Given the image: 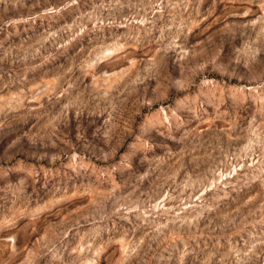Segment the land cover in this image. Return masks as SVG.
Segmentation results:
<instances>
[{
	"label": "rangeland",
	"instance_id": "obj_1",
	"mask_svg": "<svg viewBox=\"0 0 264 264\" xmlns=\"http://www.w3.org/2000/svg\"><path fill=\"white\" fill-rule=\"evenodd\" d=\"M0 264H264V0H0Z\"/></svg>",
	"mask_w": 264,
	"mask_h": 264
}]
</instances>
